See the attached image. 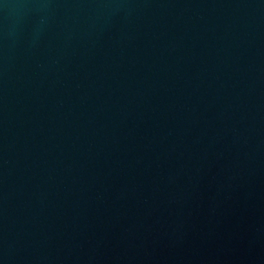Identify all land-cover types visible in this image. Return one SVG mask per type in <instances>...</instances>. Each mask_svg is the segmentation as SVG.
Wrapping results in <instances>:
<instances>
[{"label":"water","instance_id":"obj_1","mask_svg":"<svg viewBox=\"0 0 264 264\" xmlns=\"http://www.w3.org/2000/svg\"><path fill=\"white\" fill-rule=\"evenodd\" d=\"M0 264H264V0H0Z\"/></svg>","mask_w":264,"mask_h":264}]
</instances>
